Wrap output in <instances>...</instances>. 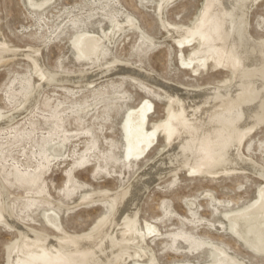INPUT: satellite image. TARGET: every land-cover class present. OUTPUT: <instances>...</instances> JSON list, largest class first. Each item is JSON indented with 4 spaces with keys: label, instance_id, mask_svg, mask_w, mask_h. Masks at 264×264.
I'll return each mask as SVG.
<instances>
[{
    "label": "rangeland",
    "instance_id": "rangeland-1",
    "mask_svg": "<svg viewBox=\"0 0 264 264\" xmlns=\"http://www.w3.org/2000/svg\"><path fill=\"white\" fill-rule=\"evenodd\" d=\"M204 1L165 0L162 13V0H53L43 10L28 0H0V32L17 50L0 62V210L53 237L62 235L48 227L49 211L75 235L95 232L114 216L107 194L127 187L144 168L158 169L167 154L160 135L147 155L127 158L131 110L150 100L152 128L169 113V94L214 90L231 78L225 68L194 73L181 63L182 51L188 58L192 46L181 51L180 32L171 25L193 26ZM130 20L137 24L109 42L115 24ZM247 31L255 44L264 41V0L251 8ZM88 33L104 38L99 58L79 51ZM36 59L64 82L41 85ZM113 63L116 71L98 70ZM242 152L230 175L203 177L183 168L149 185L139 219L142 228L149 222L160 230L145 245L158 264L213 263L215 246L246 264H264V254L238 239L227 217L255 203L264 185L257 174L264 169V124L244 140ZM20 230L0 221V264H10Z\"/></svg>",
    "mask_w": 264,
    "mask_h": 264
},
{
    "label": "bare ground",
    "instance_id": "bare-ground-1",
    "mask_svg": "<svg viewBox=\"0 0 264 264\" xmlns=\"http://www.w3.org/2000/svg\"><path fill=\"white\" fill-rule=\"evenodd\" d=\"M52 1L28 0V3L37 10H43ZM162 1L159 8L163 13L164 5L171 0ZM257 1L205 0L201 14L193 26L166 24L175 26L174 31L180 32V37L175 38V41L181 51L185 46H192L188 58L184 57L182 51L181 63L184 66L194 73L207 70L210 66L225 68L230 72L231 78L223 80L221 85H213L214 90L195 88L186 90L185 94H169L171 109L152 128L147 125L148 116L153 109L150 100L131 110L126 127L127 158L147 155L160 135L166 141L164 151L167 154L163 161H158V169L149 171V167L144 168L127 187L116 192L107 191V196L116 206V213L97 231L85 235L71 234L66 230L59 214L49 211L45 215L48 227L62 235L53 237L18 223L9 212L0 210V221L23 231L21 242L11 252L10 264H125L129 260H133L134 264H158L155 252L150 253L145 245L146 239L150 235L159 234L160 230L149 222L145 229L142 228L139 219L141 202L150 186L168 174H177L183 168L192 175L203 177L230 175L234 172V163H238V158H243L244 140L264 124V41L255 44L252 41L254 36H250L247 31L250 10ZM238 5L245 6V10L239 12ZM123 24L117 22L114 29L106 34L109 42L122 29L133 27L137 23L130 20L129 24ZM170 29L169 32L172 33ZM103 44V37L88 33L82 35L78 48L85 58H99ZM12 49L0 32V62L11 56L9 54ZM38 61L34 60V65L41 85L63 80L60 73H52L39 67ZM106 65L98 70L111 73L116 69L114 63ZM63 149L58 147L55 150ZM160 166L165 167L164 170ZM257 174L264 178V169L258 170ZM142 175H145L144 178L136 182ZM227 217L236 237L264 254V185L259 189L255 203L238 212L229 213ZM215 249L219 252L217 261L207 264H246L221 247L215 246ZM146 258H149L148 262H145Z\"/></svg>",
    "mask_w": 264,
    "mask_h": 264
}]
</instances>
